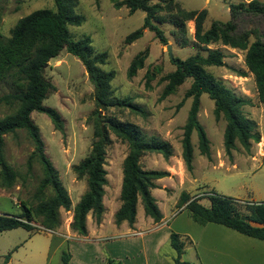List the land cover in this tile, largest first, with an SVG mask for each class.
I'll return each mask as SVG.
<instances>
[{"label":"rangeland","instance_id":"rangeland-1","mask_svg":"<svg viewBox=\"0 0 264 264\" xmlns=\"http://www.w3.org/2000/svg\"><path fill=\"white\" fill-rule=\"evenodd\" d=\"M176 1L187 10H207L208 17L204 29L209 30L214 22L227 23L231 20V5L241 2L249 3L252 0ZM1 6L0 32L6 38L11 36L12 29L22 18L41 9H56L55 0H1ZM76 13L83 16L85 22L78 27H69L72 38L78 40L84 36H90L95 51L108 54L107 64L103 65L102 69L116 72L112 82L115 98L120 100L132 98L133 103L145 111V115H142L124 108L113 109L110 113L123 122L139 126L148 138L156 137L171 144L173 155L168 161L159 154H146L141 163L148 170L164 171L167 166L171 167L170 172L173 178L166 181V191L162 189L154 191L153 196L157 198L160 211L166 218L165 226L187 232L186 235L172 232L179 234L182 242L185 243V253L181 261L205 264L201 245L192 243L202 237L204 226L195 223L187 210L178 208L181 194L186 192L193 197L197 196L201 198V203L205 206H209L210 202L204 198V194L212 190L220 195L240 200L241 203L254 202L253 200L257 203L264 202V105L259 100L255 77L246 66V52L221 44L212 45L210 49H219L225 54L224 65L209 67L208 71L238 96L250 100L251 104L244 107V113L256 123V131L261 135V140L259 143L252 142L250 152L237 142V148L232 151V157L227 156L224 149L226 122L223 117L219 119L216 117L214 102L207 94H203L198 119L211 142V160L200 154L198 136L194 132L192 135L194 169L188 172L182 158V140L183 128L187 123L193 101L192 98L184 99L192 79H188L181 85L175 94L164 100L160 98L166 85V82L161 79L177 69V60H186L197 53L207 55L205 48L196 43L195 24L187 23L189 42L185 47L173 34L175 29L170 24L161 26L168 40L167 45L161 44L149 30L144 32L141 39L127 45L126 37L142 27L144 12L137 11L131 14L126 7L117 10L113 0H79ZM252 26L250 23L245 28L250 30L254 28ZM250 39L251 43L256 40L255 36ZM147 49L149 56L144 68L138 71L133 79H128L127 71L130 63L138 53ZM155 69H160V72L151 82V89H147L145 75L148 70L155 71ZM45 75L56 87V91L48 96L44 106L55 109L59 113L64 121V134L55 129L45 114L34 113L32 118L41 131L46 154L58 170L61 182L71 197L72 208L70 211L60 210L59 226L53 231H47L39 223H34L37 230L33 232L22 228L1 232L0 264H63V252L69 251L66 243L68 241L63 235L74 232L71 229L73 208L79 203L83 192L87 191L86 181L77 179L73 167L89 154L94 142V128L89 122L90 116L96 109L94 85L82 62L66 50L48 63ZM182 101L184 104L179 107ZM9 113L7 107H0V117ZM111 139L106 159L107 217L110 216V210L120 201L123 162L129 150L125 142L115 136ZM33 151L34 146L25 132H20L17 138L11 135L5 138L6 162L23 175L27 174V161ZM42 179V167L38 161H35L33 171L25 183L18 180L11 190L0 187V214L20 215L21 203L34 202L32 198ZM34 205L36 206L37 203L35 202ZM241 211L244 212V209L241 208ZM137 214L141 230H146L153 225L150 218H146L144 214L141 200L137 205ZM89 219L92 220L93 217L90 216ZM108 220L114 219L109 217ZM114 233L120 236L123 231L114 230ZM117 252L124 254V258L128 257L124 259L126 264L144 263L145 249L144 247L142 249V243L129 242V239L123 238L109 245V251L107 249L101 251L98 245L89 244L85 257L80 255L78 258H83L85 264L86 262L102 264L99 262V257L104 255L108 264V259L111 258L110 253L117 254ZM9 254L11 258L6 262ZM161 256L164 263L175 264L177 252L170 244H166ZM75 264H79V261Z\"/></svg>","mask_w":264,"mask_h":264},{"label":"trees","instance_id":"trees-1","mask_svg":"<svg viewBox=\"0 0 264 264\" xmlns=\"http://www.w3.org/2000/svg\"><path fill=\"white\" fill-rule=\"evenodd\" d=\"M78 4L79 0H55V10L41 9L22 18L12 29L10 37L6 38L0 32V107L5 106L10 111L0 117V187L11 190L18 180L25 183L33 171L35 161L40 163L43 171V179L32 198L34 202H22V213L18 216L0 214V233L19 228L33 232L37 230L34 223H39L47 231H53L59 226L60 210L70 211L72 208L71 197L61 182L58 170L46 154L41 131L32 118L34 113L45 114L55 129L64 134V121L59 113L44 106V101L56 91V87L45 75L47 64L64 50L84 65L94 85L96 106L89 118L94 128L91 151L73 167L77 179L86 181L87 191L73 210L71 229L79 236H87V218L90 214L96 224L103 221L105 188L108 185L106 159L112 136L125 142L129 149L123 162L122 204L115 215L116 225L126 222L130 228L134 227L139 200L146 217L156 224L163 220L152 191L160 188L158 181L169 177L170 173L145 169L141 160L146 154H159L168 161L173 155L172 146L156 137L148 138L139 126L123 122L110 113L113 109L126 108L145 115V111L136 106L132 98H115L112 82L116 72L102 69L107 64L108 54L96 52L90 36L78 40L72 38L69 27H78L85 22L84 17L76 13ZM113 4L117 10L126 7L131 14L137 11L145 13L142 27L126 37L127 45L141 39L146 30L154 33L161 44L167 45L168 40L161 26L170 24L175 29L173 34L185 47L189 42L187 23L195 24L196 43L205 48L207 55L197 53L186 60H177V69L161 79L166 85L160 100L175 94L181 85L192 79L184 99H193L183 128L182 158L186 170L192 172L194 169V132L198 136L200 154L211 160V142L198 119L203 94H207L214 102L216 117H223L226 122L224 149L227 156L232 157L237 142L250 152L252 142L259 143L261 140V135L256 131V123L244 113V107L251 102L238 96L208 71L209 67L223 66L225 58L221 50L209 47L221 44L246 52V66L255 77L259 100L264 105V0L231 5V20L227 23L214 22L209 30L204 29L207 10H187L176 0H113ZM1 21L0 0V24ZM250 23L254 28L246 30V25ZM252 36L256 39L253 43L250 42ZM148 56L147 49L134 57L127 71L128 79H133L144 68ZM159 72L160 69L147 71V89H151V82ZM183 104L184 101L179 107ZM20 132H25L34 146L27 161L26 175L9 165L5 157V138L9 135L17 138ZM204 198L209 200V206L203 205L201 198L183 192L178 208L184 207L191 219L201 226L217 224L264 242V202L241 203L240 200L220 195L214 190L205 193ZM170 245L177 252L175 264H190L181 261L185 243L179 234H171ZM10 258L9 254L6 262ZM70 260L71 254L68 250L64 251L63 264H69ZM108 264L121 263L109 259Z\"/></svg>","mask_w":264,"mask_h":264},{"label":"crops","instance_id":"crops-1","mask_svg":"<svg viewBox=\"0 0 264 264\" xmlns=\"http://www.w3.org/2000/svg\"><path fill=\"white\" fill-rule=\"evenodd\" d=\"M170 168V166H167V168L164 170L169 172L170 176L159 180L158 185L160 188L153 190L152 194L154 191L160 189L166 191V181L173 178ZM105 190L107 189L105 188ZM83 195L84 194H82L81 197ZM253 201L256 202L255 200ZM121 204L122 203L120 200L117 205L112 210H110L111 212L109 217L113 218L114 220H108V206L106 205L105 195V214L101 224L98 225L93 219H89L90 216H92V214H90L87 218V236H79L77 233L73 232V234L69 233L68 231L67 235H63L66 236L68 241L66 243L69 247V253L71 254V260L69 264H75L78 261L79 264H85L84 259H79L78 257L80 255L81 257H85L89 244L98 245L101 251L104 249L109 251V245L111 246L121 238L124 240L129 239V242L132 241L133 243H137L138 241L139 244L142 243V249L143 247L145 249V258L143 264H166L163 261L161 252L166 244H170V236L172 232L175 231L185 235L187 232H182L183 230H175L172 226H165V216H163L162 222L158 224L154 223L152 219H149L151 222H153L151 223L153 225H151L149 228H146V230L140 229L138 218H136V223L133 228H130L126 222L122 223L120 226H117L115 223V215L121 207ZM182 209H184V207ZM173 223H175V221H173ZM120 229L123 231L120 236L118 233H114V230L119 231ZM202 232V237L198 240H195V242L192 241V243L201 245L203 251L202 254L205 257V264H264L263 241L242 235L232 229L217 224H208L207 226H204ZM75 243H77V247L75 246ZM110 255L111 258L109 259L113 260L114 263L119 262L121 264H126L124 259H127L128 257L124 258V254L121 255L117 252V254L110 253ZM99 262L106 264V258L104 255H100ZM86 264L89 263L86 262Z\"/></svg>","mask_w":264,"mask_h":264},{"label":"water","instance_id":"water-1","mask_svg":"<svg viewBox=\"0 0 264 264\" xmlns=\"http://www.w3.org/2000/svg\"><path fill=\"white\" fill-rule=\"evenodd\" d=\"M168 49H169V51H170V55H171V57H172L171 47L169 46ZM47 66H48V64H47Z\"/></svg>","mask_w":264,"mask_h":264}]
</instances>
